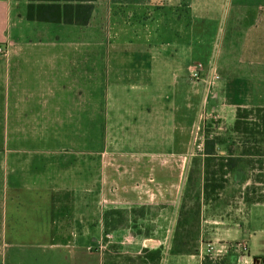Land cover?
Masks as SVG:
<instances>
[{"label":"crops","instance_id":"0c3cea01","mask_svg":"<svg viewBox=\"0 0 264 264\" xmlns=\"http://www.w3.org/2000/svg\"><path fill=\"white\" fill-rule=\"evenodd\" d=\"M157 1L94 0L86 3L88 24L76 25L28 21V0H0V264H104L109 245L129 255L167 250L204 129L224 136L237 108L264 109V19L254 20V62L225 49L235 35L230 23L236 30L242 21L236 15L155 20L188 26L170 40L161 30L145 40L100 37L101 12ZM189 60L203 64L201 81L191 79ZM237 85L254 94V105H225ZM257 137L262 153L264 136ZM142 208L156 210L147 234L140 225L147 215L130 213ZM252 208L262 222L254 230L264 236V204ZM110 210L123 212L104 218ZM227 220L236 218L210 219L218 226L208 245L214 255L229 250L214 247H224L217 236ZM106 224L115 226L107 234Z\"/></svg>","mask_w":264,"mask_h":264},{"label":"rangeland","instance_id":"374dc122","mask_svg":"<svg viewBox=\"0 0 264 264\" xmlns=\"http://www.w3.org/2000/svg\"><path fill=\"white\" fill-rule=\"evenodd\" d=\"M138 10H130L129 5L120 2L108 14L101 12L98 16L100 37L102 35L107 40H115L116 42L138 39L145 40V36L161 30L163 36H165L164 38L170 40L171 38H175L173 34L181 37V32L186 30L188 26L185 27L183 23H180L179 26H155V20L178 19L186 21L189 24L192 20L196 19H212L217 21L220 18L224 19L227 15H232V17L236 15L235 18L238 20L241 19L242 21L236 30L235 27L233 28L234 24L230 23L229 27L232 31H235V35L232 34L227 39L225 49L230 50V48H235L234 58H239L244 62H254V20L256 25L257 19H264V0H158L154 4H143ZM262 24L264 25V23ZM210 28L213 29V26L210 25ZM219 47L220 43L217 42L215 46L216 56L219 54ZM2 51L3 49L0 48V52ZM191 63L192 61L189 60L190 65ZM192 67L198 70L200 76L204 68L203 64L196 62L191 65ZM184 74L188 75V72L186 73L185 71ZM237 77L240 79L242 74L237 75ZM172 81L171 74L166 73L164 82L171 84ZM199 81H201V76L195 82ZM237 87L240 90L244 88L243 85H237ZM244 93V90L229 91L225 97V105L229 107H240L248 103L254 105V94L252 96H246ZM103 97L106 98L105 92H103ZM222 126V132L225 133L224 136L215 137L219 142V145L216 147L217 154L224 151L225 154L221 156H227L226 150L229 145L234 143L235 146H240L243 141H248V146L252 147L254 144V149H259L257 144L261 141L260 137L254 136L249 139H239L237 136L230 134L229 131L232 127ZM204 132L203 140H197L194 146L195 155L191 160L190 169L182 190L176 227L170 240H168L169 242L167 241L165 245L169 248L166 250L162 245L159 248L144 250L137 255H129L122 252L117 246L109 245L106 248L104 264H203L205 258H219L222 264H242L238 262V255L233 251L220 256L214 255L213 252L208 253L207 251L209 248L208 245L211 242L212 231H214V228H218L215 225L216 223L213 222L219 221L220 218L229 217L232 219L236 218V221L229 223L227 220L228 226L219 229L220 232L217 238L223 241L224 244L222 245L224 247L222 248L220 247L221 245L215 244V250L223 253L224 249L228 246L231 247L236 243H246L249 251L247 262L250 263L255 258L264 257V242H261L264 236L256 233L259 229L254 230L256 228L255 226L258 224L261 225L262 222L257 219V214L254 215V208L251 209L244 203V199H251L253 202L257 200L264 201V182L258 179L257 172L250 171V167L244 169L241 167L236 174L228 178V183L223 190L218 192L219 196L217 199L210 201V198L209 200L203 198L202 186L205 170L203 165V144L205 138L209 137L208 133L210 130L204 129ZM97 142L98 146L102 148L105 139L101 134ZM94 145L96 146V144ZM152 146L158 147L156 144ZM132 148L134 147L129 144L126 147L129 150ZM260 154H263L261 161L264 163V149ZM144 213L147 215L146 222L140 225L144 228L143 233L147 234L152 228L156 210L155 208L149 209ZM143 214L138 209L134 213V217L137 218ZM210 219L213 222H210ZM179 220L188 225L185 226V229L191 232L190 237L185 240L186 246L184 247L185 250L189 249L191 251L190 255L176 256L171 254ZM196 222L198 225L197 233L194 227V223L196 224ZM140 225H132V232L134 234L141 232L137 229ZM158 250H161L162 253L161 260L155 257V252ZM146 252L147 256L150 254L148 258H146ZM173 256L187 257L178 259ZM257 264H264V262L258 261Z\"/></svg>","mask_w":264,"mask_h":264},{"label":"trees","instance_id":"16d2710c","mask_svg":"<svg viewBox=\"0 0 264 264\" xmlns=\"http://www.w3.org/2000/svg\"><path fill=\"white\" fill-rule=\"evenodd\" d=\"M81 2L79 5H69L68 2ZM94 0H28L27 20L48 23H64L87 25L89 16L92 11V5L86 4ZM59 2H66L63 6H59ZM230 134L237 136L239 139L250 138L255 136H264V109H246L237 108L235 113V121L230 129ZM248 141H243L240 146H235L234 143L228 146L227 156L217 154L216 147L219 145L218 139L215 137H206L204 140V176H203V198L214 201L218 198V192L223 190L228 183V178L235 174L241 167L244 169L250 167V171H257V177L261 182H264V163L261 161L263 154L261 150L254 151L253 146H248ZM255 157V158H254ZM256 159V160H254ZM247 164V166H246ZM251 165V166H250ZM255 165V167H254ZM244 203L252 208L258 204H264V201H252L251 199H244ZM141 212L143 208L140 209ZM136 210H131L130 213H135ZM123 211L110 210L105 213L107 216L118 215ZM184 222L179 220L178 228L173 240L172 255H190L191 251L185 250V240L190 237L191 232L185 229ZM115 226L106 224L107 234L109 230H113ZM196 233L198 232V225L194 223ZM139 234V233H138ZM229 248L227 253L232 252ZM161 250L155 252V257L161 260ZM150 254L146 258H148ZM259 260V259H256ZM260 261V260H259ZM203 264H222L219 258L211 259L205 258Z\"/></svg>","mask_w":264,"mask_h":264},{"label":"built area","instance_id":"2783aa9c","mask_svg":"<svg viewBox=\"0 0 264 264\" xmlns=\"http://www.w3.org/2000/svg\"><path fill=\"white\" fill-rule=\"evenodd\" d=\"M190 77L194 81H198L200 76L199 72L195 67H192L189 69ZM230 248H232L233 252H235L238 255V262L242 264H246V260L249 258V251L246 243H236L235 245H232ZM208 253H212L213 250L211 247L208 248Z\"/></svg>","mask_w":264,"mask_h":264},{"label":"water","instance_id":"95a60500","mask_svg":"<svg viewBox=\"0 0 264 264\" xmlns=\"http://www.w3.org/2000/svg\"><path fill=\"white\" fill-rule=\"evenodd\" d=\"M258 261H259V260H256V259H255V260H254L255 264H257Z\"/></svg>","mask_w":264,"mask_h":264}]
</instances>
